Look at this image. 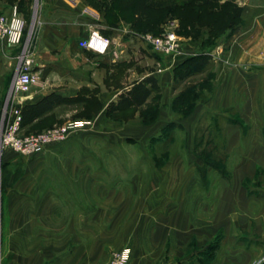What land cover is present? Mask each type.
Listing matches in <instances>:
<instances>
[{
    "label": "crops",
    "instance_id": "obj_1",
    "mask_svg": "<svg viewBox=\"0 0 264 264\" xmlns=\"http://www.w3.org/2000/svg\"><path fill=\"white\" fill-rule=\"evenodd\" d=\"M31 1L0 0V14L10 15L17 8L23 17ZM235 1L241 7L238 22L206 52L209 61L198 72H190L188 59L203 51L186 39L178 57L159 56L152 70L125 84L119 65L129 45L121 33L111 37L106 54L84 49L79 41L88 35L93 15L99 14L80 0H39L30 53L31 69L41 83L16 95L23 129L47 118L74 117L78 107H93L98 97L94 107L100 109L84 118L89 121L87 131L110 135L114 141L132 138L153 175L146 180L140 170L127 182L96 181L93 165L81 169L72 164L68 167L79 179L46 185L29 179V168L39 165H23L25 174L10 175L6 182L5 264H106L111 250L127 245L130 264H252L264 258V0ZM21 51V46L0 40V119ZM127 104L157 107L154 118L131 120V135H125L119 117L118 107ZM64 107L73 109L63 114ZM176 107L192 108L182 114ZM204 120L216 121L215 137L221 144L213 149L229 167L226 176L221 166H207L209 182L198 173L206 166L197 151ZM172 123L181 125V151L173 149L176 131L168 132ZM154 140L160 141L157 153L167 154L160 165L151 162L146 146ZM54 152L59 151L44 149L37 156ZM8 155L4 161H10ZM93 186L106 189L96 202L106 207L93 209ZM129 205L138 222L126 230ZM110 235L130 238L116 241L114 247Z\"/></svg>",
    "mask_w": 264,
    "mask_h": 264
},
{
    "label": "rangeland",
    "instance_id": "obj_2",
    "mask_svg": "<svg viewBox=\"0 0 264 264\" xmlns=\"http://www.w3.org/2000/svg\"><path fill=\"white\" fill-rule=\"evenodd\" d=\"M31 2L32 7L23 15L27 25L24 41H29L30 52L33 49V35L35 33L34 23L37 19L39 0H32ZM80 3L99 14V18L102 20V22H100L102 31L107 37L111 38L113 35L121 33L122 39L129 45L125 49L124 58L122 59L123 62L119 65V70L125 84L135 83L137 81L136 79L152 70L155 65L154 61L159 60V56H161L160 53L155 51L152 47H149L142 39L132 35L131 28L134 24L140 26L147 25L151 31L157 33L156 35H161L167 31L174 32L181 38V42L183 41L185 43L188 40L194 42L196 46H200L199 48L203 51L211 52L213 46L224 39L226 31L238 20L239 11L241 9L236 1L229 0H80ZM146 17H150L149 20H146ZM104 19L112 22L113 26L104 25ZM122 78L116 82L120 84ZM199 78L200 77H196L195 79ZM127 99L131 101L129 98ZM157 100L158 97H154L153 101ZM93 101V105H97L96 103H99L98 97H94ZM94 106L78 107V111L75 113L74 117H67L60 121L56 118H47L35 125H31L30 127L27 126L26 129H23L21 122L20 133L23 136L39 134L46 130L62 126L70 121L89 123V121L84 118L91 114H95L100 109V107ZM118 108L121 110L119 117L124 121L123 125L126 130L125 135H131L132 133L130 128L133 125L131 123L133 118L136 116H143L146 120H150L154 118L157 110V107H128V104L126 107ZM188 108L190 109V107H178L177 111L184 114L188 111ZM72 109V107H64L61 111L63 114H66V112H70ZM203 123L204 124L198 132V150L201 151L207 148L209 151L213 150L217 153L218 151L214 149L216 146L218 147V144H221V140L219 141V139L215 137V129L217 128L216 121L204 120ZM88 126L89 124L85 128L72 131L65 140L46 147L45 149L59 151L57 153L54 152L56 153L54 156L51 154L37 156L39 153L23 155L11 148L4 150L0 148V264H5L3 258L4 234L2 214L5 197L4 192L6 191L7 185L6 182L7 179L10 178V175L15 178H20L25 174L23 165L28 164L35 167L39 165V169L29 168V179H38L42 183H46V185L52 184L53 181L55 182L60 179H79V176L74 177L77 172H74L72 168L68 167L72 164L82 166L81 169H83V166L86 164L93 165L92 179L96 181L101 179H124L125 182H127L134 173L140 170H143V178L146 180L153 175L149 160L143 156L144 154H141V146L133 143L132 138L125 137L119 141L116 140V142L114 139L110 138V135L102 136L99 132L91 135L89 131H87L89 128ZM120 130L121 128H119V131ZM175 131L176 139L173 141V149L174 151H181L182 131L180 128H175ZM161 138L159 137L158 140H161ZM158 140H154L152 143L150 141L146 146L152 155L151 162L160 165L164 162L167 154L159 155L157 153V151H159L160 145H158V143L160 141L157 143H155V141ZM67 149H72V151L68 152ZM7 153H9V155L6 158H10V161H4V154ZM217 155L218 154L215 156L216 160L213 162L216 166H221L222 173L227 176L229 174V167L224 161L225 159ZM207 166L208 165L203 166L198 172L200 178L206 182L211 179L207 173ZM46 190L50 189L46 188ZM91 190L93 192L94 201L93 209L105 206L96 204V202H99L98 199L102 196V192H106V189L93 186ZM129 206L131 209L126 211L123 221L126 230L132 223L137 225L138 222H135L137 215L133 212L132 205ZM95 212L96 211H94V214ZM128 238L130 237L125 235L109 236L110 243L114 247L118 241L127 242ZM110 247L112 249V246ZM124 248H129L131 250L130 245L124 246L121 249H113L109 253V260L115 251H120Z\"/></svg>",
    "mask_w": 264,
    "mask_h": 264
},
{
    "label": "built area",
    "instance_id": "obj_3",
    "mask_svg": "<svg viewBox=\"0 0 264 264\" xmlns=\"http://www.w3.org/2000/svg\"><path fill=\"white\" fill-rule=\"evenodd\" d=\"M26 21L19 15L17 8L10 15L0 14V40L8 46H21L19 65L14 75L13 86L2 109L0 119V148H11L23 155L39 153L49 145L65 140L72 131L85 128L89 123L70 121L66 124L46 130L39 134L23 136L20 133L22 112L15 98L18 93H28L33 87L40 85V77L32 71L33 58L29 50V41H24ZM88 35L79 41L80 47L98 54H106L112 44V39L102 33L99 16L93 15L88 25ZM155 51L170 58L181 54V38L174 32L167 31L161 35L151 32L138 34ZM131 250L124 248L115 251L107 264H130ZM254 264H264V258Z\"/></svg>",
    "mask_w": 264,
    "mask_h": 264
},
{
    "label": "trees",
    "instance_id": "obj_4",
    "mask_svg": "<svg viewBox=\"0 0 264 264\" xmlns=\"http://www.w3.org/2000/svg\"><path fill=\"white\" fill-rule=\"evenodd\" d=\"M229 1H235V0H229ZM240 11H241V9H240ZM240 11H239V15H238V20H239V16H240ZM149 18L150 17H146V20H149ZM238 20L235 23H233L232 26H234L238 22ZM100 22H102V20H100ZM104 25H106V26L112 25V22L107 21V19H104ZM232 26L230 28H232ZM131 30H132V35L135 37H136V33L143 34V33H147V32H151V33L153 32V31H151V29L147 25L146 26H140V25L134 24L133 27L131 28ZM102 33H103V31H102ZM153 33L157 34L155 32H153ZM198 47H200V46H198ZM209 58H210V56L206 53V51H203L202 53H199L198 55L189 58L188 61H190L192 64L190 72H193V73L198 72L200 70L199 66L203 67L209 61ZM186 75H188L187 72L184 73V76H186ZM149 80H151V77L145 79V81H149ZM154 88L159 90L158 86H156ZM191 108L192 107H190V109L188 108V111H190ZM187 112H185V113H187ZM180 127H181V125H179L177 123H172L168 126V132H172V130H174L175 128H180ZM197 151H198L200 158H202L204 160L205 165L216 167V164L213 162L216 160L215 159V156H216L215 151H213V150L209 151L207 148L199 151L198 150V144H197ZM217 166H219V165H217Z\"/></svg>",
    "mask_w": 264,
    "mask_h": 264
}]
</instances>
